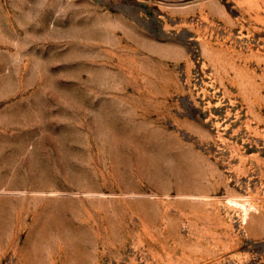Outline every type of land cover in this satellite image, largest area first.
<instances>
[{
	"label": "rangeland",
	"instance_id": "rangeland-1",
	"mask_svg": "<svg viewBox=\"0 0 264 264\" xmlns=\"http://www.w3.org/2000/svg\"><path fill=\"white\" fill-rule=\"evenodd\" d=\"M0 264H264V0H0Z\"/></svg>",
	"mask_w": 264,
	"mask_h": 264
},
{
	"label": "bare ground",
	"instance_id": "bare-ground-1",
	"mask_svg": "<svg viewBox=\"0 0 264 264\" xmlns=\"http://www.w3.org/2000/svg\"><path fill=\"white\" fill-rule=\"evenodd\" d=\"M244 208H245V207H244ZM245 210H246V209H245ZM245 212H246V211H245ZM246 213H247V212H246ZM246 213H245V214H246Z\"/></svg>",
	"mask_w": 264,
	"mask_h": 264
}]
</instances>
